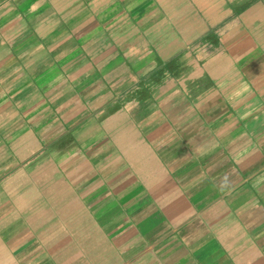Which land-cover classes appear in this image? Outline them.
Wrapping results in <instances>:
<instances>
[{"label": "crops", "instance_id": "1", "mask_svg": "<svg viewBox=\"0 0 264 264\" xmlns=\"http://www.w3.org/2000/svg\"><path fill=\"white\" fill-rule=\"evenodd\" d=\"M0 264H264V0H0Z\"/></svg>", "mask_w": 264, "mask_h": 264}, {"label": "clouds", "instance_id": "2", "mask_svg": "<svg viewBox=\"0 0 264 264\" xmlns=\"http://www.w3.org/2000/svg\"><path fill=\"white\" fill-rule=\"evenodd\" d=\"M231 187V182L229 180V177L227 175H225L220 182V190L224 191L226 188H230Z\"/></svg>", "mask_w": 264, "mask_h": 264}]
</instances>
